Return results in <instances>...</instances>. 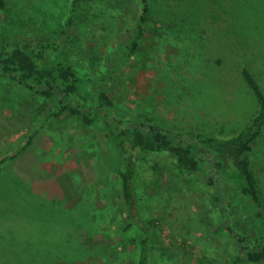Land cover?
<instances>
[{"label": "rangeland", "instance_id": "1", "mask_svg": "<svg viewBox=\"0 0 264 264\" xmlns=\"http://www.w3.org/2000/svg\"><path fill=\"white\" fill-rule=\"evenodd\" d=\"M71 1L7 0L0 40L57 41L59 57L79 74L104 76L101 84L120 104L170 126L229 135L256 113L242 67L264 90V0H152L154 21L119 69L140 0H103L108 15L89 11V18L81 8L71 13ZM53 109L45 97L0 80V157L15 153L36 131L0 176V264H137L141 230H123L118 183L91 186L94 157L82 142L88 128L78 119L50 117ZM255 149L264 200V136ZM163 161L140 186L142 214L158 223L152 227V264H226V239L210 228L220 221L214 190L203 177L184 182V174ZM36 205L58 216L36 218L28 211ZM83 213L85 224L66 218Z\"/></svg>", "mask_w": 264, "mask_h": 264}, {"label": "trees", "instance_id": "2", "mask_svg": "<svg viewBox=\"0 0 264 264\" xmlns=\"http://www.w3.org/2000/svg\"><path fill=\"white\" fill-rule=\"evenodd\" d=\"M102 1L72 0L71 13L81 8L86 18L93 17L89 11L97 16L108 15V5L102 6ZM151 1L140 0L141 11L117 69L136 52L147 26L153 23ZM7 6V0H0V13ZM70 21L68 17V25ZM59 52L54 40H0V80L50 100L54 105L50 117L78 119L88 128L82 142L94 157L97 175L91 186L100 189L118 183L116 206L123 230L135 226L141 230L137 264H152V227L158 223L157 218L142 214L140 186L142 180L152 179L155 171H161V158L170 171L184 174V182L190 184L203 177L205 185L214 190L211 199L217 204L220 221H216L215 228L210 224V228L221 242L226 239V264H264V200L253 166L255 147L264 136V90L249 68L243 66L242 74L257 99L258 109L232 134L219 135L200 128L170 126L143 109L120 104L101 84L104 76L100 79L79 74L71 62L59 57ZM35 134L30 133L15 153L0 157V176ZM153 157L156 160L151 161ZM39 207L28 211L38 213L36 218L58 216L54 209L44 212ZM83 216L66 218L79 224Z\"/></svg>", "mask_w": 264, "mask_h": 264}]
</instances>
